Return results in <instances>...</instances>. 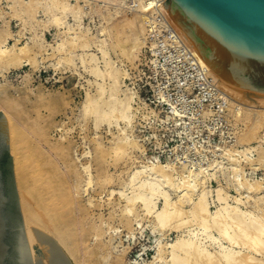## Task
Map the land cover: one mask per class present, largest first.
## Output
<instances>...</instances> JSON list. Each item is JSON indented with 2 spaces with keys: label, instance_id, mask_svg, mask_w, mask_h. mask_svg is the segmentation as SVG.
<instances>
[{
  "label": "bare ground",
  "instance_id": "obj_1",
  "mask_svg": "<svg viewBox=\"0 0 264 264\" xmlns=\"http://www.w3.org/2000/svg\"><path fill=\"white\" fill-rule=\"evenodd\" d=\"M164 1L7 0L8 20H3L6 15L0 8V73L4 75L11 68L23 65L36 68L38 59L54 57L55 64L72 68L77 66L74 63L77 58L87 74L93 77L94 91L92 93L86 91L89 88L86 89L80 103L81 121L90 119L95 131L102 123L107 124V130L115 125L118 131L109 147L93 140L97 159L103 161L106 157H113L115 161L128 159L131 163L127 178L120 187L107 191L108 199L118 195L123 201L120 209L126 225L135 223L140 226L141 218H137L141 212L145 217H152L154 232L180 230L175 240L165 243L161 240L164 244L158 241L156 254L149 264H264V181L251 182L242 178L243 163L264 172V91L220 78L203 60L190 36L175 22L163 5ZM126 4L133 11L117 16L119 8ZM160 12L173 27L172 37L186 47L192 57L190 61L198 71L232 95H227L232 100L229 108L225 105L227 115L234 117V123L245 125L241 127L243 129L239 131L236 141L244 146L241 162L228 156L226 162H220V159L210 165L208 162L210 172L205 171L206 163L203 166L205 169L198 168L196 172L187 168L188 171H180L181 176L177 181L179 172L171 160L166 164L138 161L135 153L144 151L128 132V128H132L134 93L124 84V80L128 79L125 67L136 68L143 48L155 53L158 45L150 40L149 22L151 16ZM39 14L44 19L39 20ZM94 14H98L102 22L92 32L89 26L83 25L82 20ZM69 16L73 18V26L66 22ZM13 18L21 22L20 27L32 31L26 42L20 43L19 31L16 34L11 31L9 20ZM49 27H55L58 31V38L53 44L47 42L43 35ZM151 61L157 62L156 59ZM174 107L170 106V110L172 108L173 120L177 121V117L181 118L186 111L181 116L177 111L179 106ZM0 109L7 127L8 148L23 218L22 225L17 224L20 238L15 261L23 264H86V258L94 257L96 253L95 249L84 245V218L88 209L76 203L75 199L80 195L88 196L87 205L95 206L89 193L94 184L90 165L81 162L89 157L90 151L84 152L82 158H76L85 177L82 184L79 181L73 187L69 183L72 178L70 172L77 174L78 165L72 158L69 145L62 142L65 137L61 135L55 144L48 143L46 130L40 123L36 120L31 125L22 122L20 112L13 113V101L8 98L0 99ZM42 143L48 144V153H55L54 157L62 156L66 179L63 176L58 181L54 178L50 169L58 167L56 158L45 157ZM254 151L255 155L251 156ZM219 176L223 177L225 184L220 183ZM212 179L218 183L214 189L207 185ZM110 181L111 178L106 177L102 182L107 184ZM230 190L236 195H231ZM211 203L214 211L210 208ZM188 225L195 228L190 229ZM101 226L103 223L90 226L96 239L107 233V228ZM35 243L41 248L40 257L33 251ZM91 264L97 262L94 260Z\"/></svg>",
  "mask_w": 264,
  "mask_h": 264
},
{
  "label": "rangeland",
  "instance_id": "obj_2",
  "mask_svg": "<svg viewBox=\"0 0 264 264\" xmlns=\"http://www.w3.org/2000/svg\"><path fill=\"white\" fill-rule=\"evenodd\" d=\"M72 1L74 2V0ZM0 4L1 10H4L3 15H6V18L3 20H8V15L6 13L9 11L7 0H0ZM126 5L119 8L117 16L121 17L127 12L133 11L128 4ZM152 17H154L153 19H158L155 20V22L158 26L157 28L160 30V38L162 37L163 40H165L164 36H166V34L164 32L161 34V31H164L163 18H161L158 13L151 16L150 20ZM38 19L42 20L44 16L39 14ZM66 22L73 26V18L71 16L66 19ZM82 22L83 25L89 26L92 32H95L102 21L98 14H94V16H85ZM1 25L2 22H0V26ZM20 25L21 22L15 18L9 20L11 31H13V33L15 32V34L19 31L20 43H22L28 40L32 31L24 29L22 26L20 27ZM56 32L58 31L55 27L46 29L43 33L46 41L53 44L58 38L56 37ZM163 43L164 45H168V43ZM168 50V48L161 49L153 54L148 49L145 48L144 50L143 48L139 57L141 59L137 62L140 64L136 63V68L129 66L128 68L127 66L125 67L128 72V79L126 78L124 80V84L129 89L131 88L130 90L134 93L132 107L134 108L133 114H136L135 117L133 115L131 123L132 128H128V132L129 135L131 134V137L136 138L135 140L139 142V145L143 148L142 151H144L135 153L138 161L145 164H150V162L166 164L171 160L174 168L179 172L178 177L176 176L177 181L181 176L180 171H188L190 168L189 170L196 172V170L198 171L207 164V166H205L206 169L204 167L202 169L210 172L211 167L209 166L208 168V162L209 165L214 162H219V159L220 162H226L228 156H233L231 158L238 159V161L241 162L243 158L241 152L244 150V146L236 141L239 131L241 132L243 129L241 127L245 125L243 126V123L239 122L234 123V117L231 118L227 115V108H229L232 101L231 97L229 98L228 96L232 95L227 93L229 91L226 92L218 83L215 85L214 83L211 84L208 81L209 79L205 77H203L202 83L204 85L197 83L194 80L193 72L190 70L191 68L186 63V60L182 58H180L181 60L170 58ZM154 58L157 61L156 64L151 61L152 59L155 60ZM77 60L76 58V62L74 61L77 66H73L72 68L70 66H59L55 64L56 59L54 57L44 58L43 60L40 58L38 59L39 63L36 68L23 65L22 67L11 68L5 72L4 75L0 73V99L8 98L10 101H13L15 108L13 113L20 112L22 122L31 125L34 120H36L40 123L46 130L48 143L55 144V142L60 140L61 135L64 136L65 140L62 142L65 145H69V150L71 151L72 158L76 165H78V159L76 158H78V156L82 158L84 152L90 151L89 157L81 160V162H86L90 165L94 184L93 189H90L89 193L93 196V204L95 206L89 207L87 205L86 199L88 196L81 197L80 195L75 199L76 203L88 209L85 212L86 215L84 218V227L86 230L84 245L87 248L95 249L96 253V256L86 258V264H91L94 260L97 264H149L153 261V257L156 254V244L158 241L161 242H159L160 244L173 241L180 235L178 234L180 230L169 229L170 231H168L167 229L161 233L154 232L152 229V217H145L141 215V212L138 214L139 217L137 218V220L141 218L140 226L135 223L126 225L121 216L120 209L123 205V201L118 198V195H114L111 199H108L107 191L120 187L122 181L127 178L131 163L127 158V160L122 159L115 161L113 157H106L103 161H98L95 142L93 140L96 139L103 146L109 147L114 140L113 137L117 135L118 131L115 125H112L113 127L107 130L108 126H106V123H102V126L95 131L94 125L90 119L81 121L79 111L80 103L84 99L86 91H91L93 93L94 84H92V81L94 79L87 74L80 65V61ZM99 65L101 66L102 63ZM28 78L29 80L26 81ZM88 84H92L91 88ZM161 93L163 95H160ZM229 101L230 104H228ZM170 106H172V108L174 106V108L179 106V108H177L178 114L182 116L185 114V111L186 114L181 118L177 117V121H174L173 119L175 118L172 117V108L170 110ZM148 107H150V110ZM0 112L3 114L1 109ZM16 113L15 115H17ZM144 115L147 116L142 117ZM109 131L111 133H109ZM231 143H235L236 145ZM42 148L43 152H45V157L52 156L50 157L52 160L56 158L54 157L55 153H48V144L42 143ZM226 149L230 153H228ZM238 150L239 153H237ZM8 153L10 154L9 151ZM255 153V151L252 152L251 156H253V154L255 155ZM221 154H223V156ZM185 155H187V157ZM213 155L215 156L213 157ZM57 158L58 167L53 170L50 169V171H53L54 178L58 181L62 176L63 179H66L64 176L66 168L61 160L62 156ZM203 159L206 161H202ZM212 160L213 162H211ZM198 165L199 167H196ZM248 166L249 165L244 163L242 164V178H246L251 182L257 180L263 182L264 172L260 169H254ZM76 169L77 174L75 172H70L72 178L69 179V183L73 187H76L79 181L80 184H82L85 177L79 165ZM106 177L111 178L110 183L105 184L102 182ZM13 178L20 210V214L17 217V224L22 225L23 218L14 173ZM214 180L216 179H212L208 182L207 185L209 188L214 189L215 186L218 185L217 180ZM218 180L222 184L225 181L222 176H219ZM66 185H68V183H66ZM67 188L70 187L67 186ZM229 193L231 195H236L233 190H230ZM210 208L212 211L215 210L212 203ZM150 219H152V221ZM94 223L96 225L103 223L101 227L107 228V233L98 237V239L95 238L94 231L90 229V226ZM189 227L190 229L195 228L193 225ZM109 232L111 233L109 234ZM159 236L162 237L158 238ZM33 249L35 255L40 257L41 248L36 243ZM69 260L73 263L70 257Z\"/></svg>",
  "mask_w": 264,
  "mask_h": 264
},
{
  "label": "water",
  "instance_id": "obj_3",
  "mask_svg": "<svg viewBox=\"0 0 264 264\" xmlns=\"http://www.w3.org/2000/svg\"><path fill=\"white\" fill-rule=\"evenodd\" d=\"M163 5L220 78L264 91V0H165ZM8 151L0 112V264H23L15 261L20 210Z\"/></svg>",
  "mask_w": 264,
  "mask_h": 264
},
{
  "label": "built area",
  "instance_id": "obj_4",
  "mask_svg": "<svg viewBox=\"0 0 264 264\" xmlns=\"http://www.w3.org/2000/svg\"><path fill=\"white\" fill-rule=\"evenodd\" d=\"M158 14H160V17L163 18L164 20V24H163L164 31H161V34L164 32L166 36H164L165 40H163L162 37L160 38V30L157 28L158 26L156 25V22H155V20H158V19H153L154 17H152V19L149 22V26L152 27V28L150 27L151 29L150 30L151 31L150 40L155 41L157 43L158 46L156 48V51H160L161 49L168 48L169 49L168 53L170 54L169 55L170 58L175 59V60H181L180 58H182L183 60H186V63L191 68L190 70L193 72L194 80L200 85H204L202 84L203 77H205L204 73H201L200 71H198L197 67H195V65L192 64V62L190 61L192 57L189 54V51H187L186 47L172 37L173 27L171 23L169 22V20L166 18V16L162 12ZM163 42L168 43V45H164ZM205 78L209 79L208 81L211 84L212 83H214V85L216 84L215 82H213L211 78H208V77H205Z\"/></svg>",
  "mask_w": 264,
  "mask_h": 264
}]
</instances>
